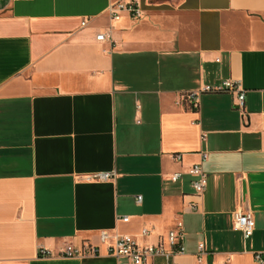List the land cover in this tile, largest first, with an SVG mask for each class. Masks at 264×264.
<instances>
[{"label":"crops","instance_id":"1","mask_svg":"<svg viewBox=\"0 0 264 264\" xmlns=\"http://www.w3.org/2000/svg\"><path fill=\"white\" fill-rule=\"evenodd\" d=\"M110 1L0 0V264H117L100 230L177 222L175 264H198L201 242L202 264L264 260V0H139V18L117 20ZM226 79L242 108L232 92L185 99ZM200 152L196 196L188 174L168 176ZM236 208L252 213L248 238ZM84 242L99 254L58 255Z\"/></svg>","mask_w":264,"mask_h":264},{"label":"built area","instance_id":"2","mask_svg":"<svg viewBox=\"0 0 264 264\" xmlns=\"http://www.w3.org/2000/svg\"><path fill=\"white\" fill-rule=\"evenodd\" d=\"M107 13L111 20L119 19L123 13H127L132 18L141 16V6L139 0H111L107 6ZM82 20L81 25L85 24ZM97 40H111V30L99 32L96 34ZM204 92H232L236 93L235 106L242 108L244 104L245 94L237 82L232 80H223L217 86L206 85L199 91L189 92L185 99L192 107L197 106L198 97ZM173 157L178 160L180 154H174ZM207 159L205 152H200V160L191 164L186 171H174L168 176L172 182L178 181L183 174H188L190 186L196 196H201L207 183V174L203 167V163ZM113 176V172H97L88 174V180L103 181ZM141 201V195L136 196V202ZM197 204H191L192 209H196ZM119 220L128 221V216H121ZM232 227L243 234L244 238H248L254 230L255 222L252 213L241 208H236L232 212ZM155 235V242H141L138 236L148 239ZM183 230L182 223L177 222L166 233H154V229L143 226L137 235L133 234H109L106 230H100L99 239L106 244V253L113 256L117 260V264H175L173 258L175 255L184 251L182 244ZM197 261L201 263L202 254L204 253V244H198ZM87 254H99L96 246L84 242L79 246L65 245L58 255L64 257H82ZM39 255L51 256V252L45 249H39ZM256 264H264V260L259 253H255Z\"/></svg>","mask_w":264,"mask_h":264}]
</instances>
